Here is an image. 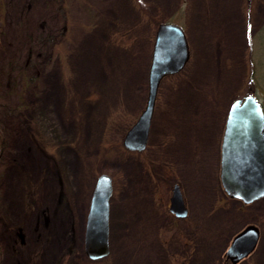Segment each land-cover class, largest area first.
<instances>
[{"label":"rangeland","instance_id":"1","mask_svg":"<svg viewBox=\"0 0 264 264\" xmlns=\"http://www.w3.org/2000/svg\"><path fill=\"white\" fill-rule=\"evenodd\" d=\"M162 19L184 28L189 59L159 82L147 147L128 151ZM249 91L264 110V0H0V264H229L246 223L258 243L237 264H264V196L242 206L218 186L229 104ZM103 172L110 251L93 261ZM175 182L183 218L168 208Z\"/></svg>","mask_w":264,"mask_h":264},{"label":"water","instance_id":"2","mask_svg":"<svg viewBox=\"0 0 264 264\" xmlns=\"http://www.w3.org/2000/svg\"><path fill=\"white\" fill-rule=\"evenodd\" d=\"M189 57L183 29L169 22L160 23L155 34L148 73L146 105L136 122L126 132L123 143L130 149L144 148L154 108L157 87L164 75L179 71ZM220 179L230 196L251 202L264 195V113L253 94L237 98L230 104L221 142ZM111 179L100 174L91 195L85 229V252L91 258L106 255L108 247V198ZM170 209L185 215L178 185L173 187ZM258 230L249 224L232 239L228 250L232 261L246 255L255 245Z\"/></svg>","mask_w":264,"mask_h":264},{"label":"trees","instance_id":"3","mask_svg":"<svg viewBox=\"0 0 264 264\" xmlns=\"http://www.w3.org/2000/svg\"><path fill=\"white\" fill-rule=\"evenodd\" d=\"M11 79V78H10ZM5 145H4V141H3V139H2V134H1V130H0V152H1V150H2V148L4 147Z\"/></svg>","mask_w":264,"mask_h":264},{"label":"bare ground","instance_id":"4","mask_svg":"<svg viewBox=\"0 0 264 264\" xmlns=\"http://www.w3.org/2000/svg\"><path fill=\"white\" fill-rule=\"evenodd\" d=\"M47 254L49 255V250L47 251ZM122 254H123V253H122ZM122 257H124V258H125V256H123V255H122ZM123 261H124V259H123ZM46 262H47V261H46V260H44V263H45V264H46Z\"/></svg>","mask_w":264,"mask_h":264}]
</instances>
